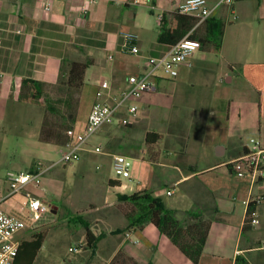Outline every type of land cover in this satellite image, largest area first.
Returning a JSON list of instances; mask_svg holds the SVG:
<instances>
[{
    "label": "crops",
    "instance_id": "obj_1",
    "mask_svg": "<svg viewBox=\"0 0 264 264\" xmlns=\"http://www.w3.org/2000/svg\"><path fill=\"white\" fill-rule=\"evenodd\" d=\"M135 1L98 0L83 10L78 0H0V133L2 129L6 131L2 122L11 125L16 121L15 117L18 122L25 118L26 109L19 102L23 79L43 82L48 87L57 85L64 58L92 62L86 70L80 92L85 100L90 101L89 110L73 128L81 132L101 82L110 83L113 91L119 92L127 87L129 76H140L146 72L150 58L165 56L171 46L158 42L161 16L175 12L186 0ZM208 1L214 7L221 0ZM47 4L51 5L50 10H46ZM212 16L225 22L223 46L218 55L223 59V62L219 61L220 66L217 60L211 58L216 54L201 48L198 50L203 52L201 59L196 58V52L180 66L177 78L163 77L159 81V92L167 90L169 94L144 95L137 102L140 114L133 125L104 126L95 135L99 140L95 148L106 146L105 154L110 158L113 170L114 156L129 154L126 135L131 137L140 128L150 126L145 133V142L148 143L146 139L149 133L159 134L160 138L155 140L150 137L154 142L148 143L152 145L150 150L143 147L137 151V155H148L149 151L148 160L151 165L143 163L140 166V169L147 167L149 178L141 181L134 173L124 183L109 178L111 184L118 182L114 186L117 194L130 196L149 191L181 221L189 222L193 215L209 220L211 227L198 264H237L238 258H244L249 264H264V163L263 175L257 180L239 178L227 165L232 159L249 151L252 139L264 147V0H239L231 6L217 8ZM125 32L139 36L138 55L122 50ZM218 67L227 76L228 83L235 80L244 82V91L236 103L230 97L226 101L229 115L236 116L232 121L236 119L238 130H242L240 134H235L236 137L244 131L255 133L250 144L241 143L242 137L236 141L235 149L231 147L234 133L228 132L231 120L228 118V124L222 128V137L212 142L218 144L215 151L211 144H205L202 140L196 144H185L184 150L179 142H170L171 149H166V139L162 140L161 133L166 125L164 120L155 115H159L160 109L165 107L169 113L174 114H205L207 108H212V103L206 97L209 96L207 88L202 89V94L188 92L185 90L186 80L203 81L205 85L206 76ZM156 96L158 98L155 99ZM163 97L167 100L164 101V104L167 103L165 107L161 101ZM176 108L181 110H172ZM151 114L154 115L152 122ZM208 114L214 112L209 111ZM39 132L33 136L37 141ZM95 148L89 142L80 156L96 152ZM200 162L202 166L198 168ZM166 169L172 171L170 177L165 179V185H161L162 182L157 184V178L161 172L166 173ZM167 181L171 187H168ZM175 187L182 188L178 199L174 202L163 201V189L168 197H173L176 194ZM26 189L51 205L44 187L28 185ZM8 190L0 186L1 208L27 223L26 229L17 239L19 242L28 241L30 238H24L25 231L37 229L43 217L32 224L23 211L25 196H8ZM168 192L172 195H168ZM251 202H257L255 218L259 223L245 231L246 214ZM126 227L112 231L116 240H110L111 236L105 233L104 239H109L106 245L110 253L107 255V264L119 251H124L139 264H193L152 224L129 230Z\"/></svg>",
    "mask_w": 264,
    "mask_h": 264
},
{
    "label": "rangeland",
    "instance_id": "obj_2",
    "mask_svg": "<svg viewBox=\"0 0 264 264\" xmlns=\"http://www.w3.org/2000/svg\"><path fill=\"white\" fill-rule=\"evenodd\" d=\"M230 32L234 34L233 31ZM197 54L196 58L201 59L203 52L197 51ZM211 58L217 60L219 66V61L223 62V59L218 55ZM219 69L220 67L216 68L215 72L206 76V87L203 81L186 80L187 87L185 90L188 92L202 94V89L207 88L209 96L206 95V97L212 103V108H207L205 114L169 113L165 107L167 103L164 104V101L167 102L166 98H161L165 108L160 109L159 115H155V117L164 120L163 123L166 125L165 130L161 131L162 140L166 139V143H164L166 149H171L170 142H179L182 144V150H184L185 144H189V142L196 144L202 140L205 144H211L215 151L218 144L213 143L218 140L217 138L222 137V128L228 124V118H231L228 132L233 131L234 133L231 147L235 149L236 141L242 137L241 143L250 144V139L255 133L244 131L241 136L236 137L235 134H240L242 130H238L236 119L232 121L233 117L236 116L229 115L226 101V98L230 97L236 103L238 96L244 91V82L235 80L228 83L227 76L223 74V70ZM46 92L47 97L53 102L66 97V93L61 91L58 85L47 87ZM156 94L169 93L165 90ZM75 98L76 101L79 100L77 111L75 110L76 101L72 110L61 105V113L59 114L48 113L43 107L21 103L22 108L26 109L24 118L26 121L18 122L15 117L16 121L11 125L1 123L6 131L2 129L0 133V186L6 191L8 190V185L4 183L8 172H29L38 164L47 169L41 178V186L44 187L48 196V202H51V211L43 216L37 229L26 230V235H24L25 239H29L37 233L45 234L44 248L41 249L36 264H107L109 252L106 243L109 242V239L104 238L107 235L111 236L110 240H116L115 235L111 234L112 231L128 225L126 213L129 211V205L119 201L117 189L111 185L108 179H119L122 183L128 181L116 176L111 169L110 158L105 154L107 153L106 146H100L102 153L94 151L83 153L78 160L65 164L61 160L64 146L41 143L33 137L37 131H41L40 127H42L45 118L50 125L59 129L61 127L63 135L68 129L77 126L88 112L90 101L85 100L80 92L75 94ZM156 98L158 97L156 96ZM27 110H30V113ZM209 111H213L214 114H208ZM74 113L75 123L69 116L70 114L74 115ZM152 117L154 115L151 114L150 122L153 120ZM150 128V126L149 128H140L131 137L126 135L129 153L127 156L132 161L130 173H134L141 181H146L149 174L146 166L145 169H140V166L143 163L145 165L151 164L148 160L149 151L148 155H137V151L143 147H148L150 150L152 147L145 142V133ZM97 137L93 136L89 141L92 148L98 145ZM201 166L202 162L198 163L197 167L200 168ZM164 172L166 173L161 172L157 178V184L162 182L161 185H165V179H168L172 173L169 169ZM166 183L168 187H171L170 182L167 181ZM174 189L176 194L173 197H168L163 189V201L174 202L178 199L182 188L175 187ZM82 221L89 224L96 236L102 237L101 240L104 239L98 249L93 250L88 246L87 230L82 225ZM70 248L73 250L71 251ZM46 256L48 258H44Z\"/></svg>",
    "mask_w": 264,
    "mask_h": 264
},
{
    "label": "built area",
    "instance_id": "obj_3",
    "mask_svg": "<svg viewBox=\"0 0 264 264\" xmlns=\"http://www.w3.org/2000/svg\"><path fill=\"white\" fill-rule=\"evenodd\" d=\"M69 1V0H66ZM82 3V9L86 10L89 5L98 0H78ZM239 0H221L212 7L208 0H186L175 12L198 19L199 23L211 17L213 11L221 6H231ZM139 3L138 0L135 1ZM46 10L51 5L45 6ZM162 19V16H161ZM1 44V40H0ZM201 43L189 37L183 38L170 51L161 58H150L146 72L140 76L131 75L127 78V87L119 92H114L110 83L101 82L95 92L87 123L81 132L74 129L68 131V143L63 147L61 160L65 164L72 163L80 158L81 152L89 145L90 139L95 136L104 126L118 124L122 127L133 125L139 117L138 101L144 95H152L159 92V81L163 78L175 79L179 76V68L185 64L198 50ZM122 50L132 55L140 53L139 36L132 32L123 33ZM252 147L242 156L232 159L227 163L233 173L239 178L257 180L263 175L264 147L259 141L252 139ZM101 153L100 147L95 148ZM132 161L129 157L117 154L113 159V172L116 176L130 178ZM47 169L38 164L29 172H8L5 182L9 187V195L23 194L26 203L23 207L25 216L36 224L44 215L51 211V205L27 190L28 185L42 188L41 178ZM168 195H172L168 192ZM0 201V264H15L21 242L18 235L27 227V223L1 208ZM258 219L254 217L252 225H257ZM264 249V244L262 245ZM72 251L73 249L70 248Z\"/></svg>",
    "mask_w": 264,
    "mask_h": 264
},
{
    "label": "trees",
    "instance_id": "obj_4",
    "mask_svg": "<svg viewBox=\"0 0 264 264\" xmlns=\"http://www.w3.org/2000/svg\"><path fill=\"white\" fill-rule=\"evenodd\" d=\"M198 19L181 15L178 12L164 13L160 23V33L158 42L169 46H174L183 38L189 37L198 40L202 49L210 50L213 54L219 55L223 46L225 22L213 16L198 24ZM61 74L57 83L59 89L66 93L65 98L51 101L47 97V85L32 79H23L19 94V102L22 104L36 105L45 108L51 114L61 113V105L72 110L76 101L75 94L81 92L84 85L85 73L91 60L85 62L70 61L64 58ZM79 100L75 102L76 111ZM72 122L75 123V113L70 114ZM68 129L63 135V129L50 125L45 118L42 123L39 141L45 144L65 146L69 138ZM160 138L159 134H148L147 142H152ZM112 183V182H110ZM113 187L118 182H113ZM118 199L129 205L126 213L128 225L126 230L131 228H142L147 224L155 226L162 235L166 236L193 264H198L203 254L211 222L204 220L200 216L193 215L189 222L179 220L176 215L168 210L163 202L149 191L134 193L130 196L118 195ZM257 202H251L246 214V225L244 230L250 228L255 217V207ZM82 225L87 230L88 246L95 250L102 237L96 236L89 224L82 221ZM45 241L44 233L34 234L30 240L22 241L15 264H34ZM249 264L244 258H238L237 264ZM109 264H139L134 258L119 251Z\"/></svg>",
    "mask_w": 264,
    "mask_h": 264
}]
</instances>
